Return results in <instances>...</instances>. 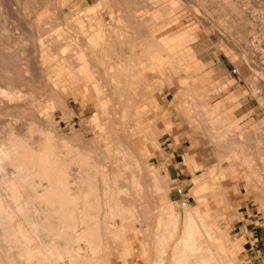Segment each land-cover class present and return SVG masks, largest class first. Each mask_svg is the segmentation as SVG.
I'll list each match as a JSON object with an SVG mask.
<instances>
[{
	"label": "rangeland",
	"instance_id": "rangeland-1",
	"mask_svg": "<svg viewBox=\"0 0 264 264\" xmlns=\"http://www.w3.org/2000/svg\"><path fill=\"white\" fill-rule=\"evenodd\" d=\"M246 207L264 216V0H0V264L192 260L212 226L254 264Z\"/></svg>",
	"mask_w": 264,
	"mask_h": 264
},
{
	"label": "crops",
	"instance_id": "crops-1",
	"mask_svg": "<svg viewBox=\"0 0 264 264\" xmlns=\"http://www.w3.org/2000/svg\"><path fill=\"white\" fill-rule=\"evenodd\" d=\"M180 155L178 148L172 144L163 146L155 154L157 161H160L168 170V176L170 175L176 184L175 189L178 193L179 190L182 191L186 175L181 165L182 162L179 160ZM233 230L242 241L247 261L255 263L264 253V216L258 210L246 207L240 212V217L234 224Z\"/></svg>",
	"mask_w": 264,
	"mask_h": 264
},
{
	"label": "bare ground",
	"instance_id": "bare-ground-1",
	"mask_svg": "<svg viewBox=\"0 0 264 264\" xmlns=\"http://www.w3.org/2000/svg\"><path fill=\"white\" fill-rule=\"evenodd\" d=\"M94 26V25H93ZM81 29L85 33L87 32L84 28V25L81 24ZM84 34V33H83ZM87 35V34H86ZM21 153V152H20ZM22 154V153H21ZM26 156V155H25ZM31 160L30 156H27L23 161L26 163H29ZM22 161V160H21ZM44 161V160H43ZM45 162H47L45 160ZM154 173V172H153ZM57 175H61V172H57ZM153 177L157 178V175L154 174ZM204 187L201 184V182L198 183L197 188L194 190V193L197 194L198 191L202 190ZM168 195V194H167ZM200 200V199H199ZM200 206L195 208V212H200ZM172 214V208L168 210ZM192 216V213L186 212L185 219L188 221ZM185 227H188L185 225ZM190 228V227H188ZM189 230V229H188ZM186 231V230H184ZM187 232H182L183 235L179 236L176 239V246L175 249H177V241L183 242L184 240L187 241L188 237H190L193 234H197L196 232H191L190 234H187ZM86 239L89 240L92 233L90 231L86 232ZM204 239L208 242L207 245L204 246V251L201 254L193 255L192 260H176V261H167L166 259L161 262V264H235L233 257L235 256L234 248L228 249L227 247V240L224 238V236L218 231V228H214L213 226L210 228L205 227L204 232ZM90 241V240H89ZM188 242V241H187ZM235 247V246H233ZM182 248V247H181ZM56 251V254L59 256V258L66 259V263L69 264L74 259V257L78 255V250L74 249L73 247H65V248H53ZM187 250H189L187 248ZM64 253L65 255H63ZM186 256L189 254H185ZM164 259V258H163ZM158 264V263H157Z\"/></svg>",
	"mask_w": 264,
	"mask_h": 264
},
{
	"label": "built area",
	"instance_id": "built-area-1",
	"mask_svg": "<svg viewBox=\"0 0 264 264\" xmlns=\"http://www.w3.org/2000/svg\"><path fill=\"white\" fill-rule=\"evenodd\" d=\"M181 192L182 191L179 190V193ZM254 264H264V253L261 255L259 259H257V261Z\"/></svg>",
	"mask_w": 264,
	"mask_h": 264
}]
</instances>
